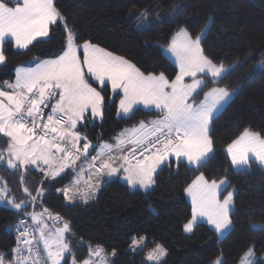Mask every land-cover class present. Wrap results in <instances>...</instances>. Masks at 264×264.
<instances>
[{
    "label": "trees",
    "instance_id": "16d2710c",
    "mask_svg": "<svg viewBox=\"0 0 264 264\" xmlns=\"http://www.w3.org/2000/svg\"><path fill=\"white\" fill-rule=\"evenodd\" d=\"M54 4L68 27L78 33L77 43L90 40L131 61L144 74L164 73L168 79L177 72L164 52L173 34L186 27L196 36L208 25L202 40L204 54L218 64L231 66L208 84L230 87L234 93L210 123V156L197 166L170 160L158 169L149 189L130 187L113 177L103 182L94 198L68 204L58 189L65 186L72 171L49 178L43 171L13 170L1 162L0 176L10 190L8 195L15 201H28L20 211L0 204V253L6 254L5 262L13 259L17 241L13 229L20 221L29 224L38 238L34 222L24 214L40 207L70 225L65 238L77 259L99 245L111 264H144L143 252L159 243L166 256L154 264H211L217 257L223 264H237L249 248L257 255L253 264H264V168L253 160L244 168L231 167L226 152L228 144L245 129L264 137V0H54ZM141 10H148L149 19L137 25ZM65 41L66 31L59 21L50 26L47 38L37 39L26 49H18L6 39L0 84L14 78L18 64L59 55ZM102 92V119L92 123L86 119L75 128L90 144L112 141L125 127L147 123V116L158 115L137 108L129 117H117L116 98L109 99L107 86ZM51 103L55 104L53 99ZM5 144L0 133V150ZM201 173L209 181L225 177L234 189L231 226L222 236L203 222L196 223L190 233L183 230L192 214L184 189ZM24 187L32 195L38 188L45 191L32 202ZM138 235L145 238L144 246L132 252L128 247ZM39 247L43 248L42 242ZM67 262L65 258L61 264Z\"/></svg>",
    "mask_w": 264,
    "mask_h": 264
},
{
    "label": "snow or ice",
    "instance_id": "6c2138e0",
    "mask_svg": "<svg viewBox=\"0 0 264 264\" xmlns=\"http://www.w3.org/2000/svg\"><path fill=\"white\" fill-rule=\"evenodd\" d=\"M175 7L173 5V11ZM149 15L148 10H141L136 16L137 25L147 23ZM58 21L63 22L66 31L62 55L38 62L34 68L18 67L15 82L7 84L10 90L0 88V133L9 140L7 149L0 150V162L6 160L7 167L13 170L28 165L39 167L42 162L47 166L46 170L42 169L45 176L55 178L88 152L89 142L84 143L82 151L78 146L79 141H87V137H82L75 128L79 121L87 119L89 111L93 117L102 116L104 97L88 82L86 74L101 85L110 82L114 92L122 91L120 112L130 113L134 105L143 104L161 113L154 120L140 121L137 126L125 129L116 137L115 144H101L98 155L92 157L89 164L97 176H111L123 171L128 185L147 189L155 182L154 173L170 156L174 155L178 162L186 159L190 165H200L208 157L213 151L209 136L213 115L234 91L214 87L204 93L201 102H189L198 89L206 86L203 78H197L198 74L217 80L231 67L222 62L218 64L204 54L202 40L208 25L195 37L186 27H180L173 34L167 51L175 57L179 71L175 79L169 80L164 73L145 75L131 61L90 40L77 43L78 33L68 27L54 0H0V65L6 60L3 48L6 39L11 38L17 48L26 49L38 38L48 37L50 26ZM185 77H191L192 82L184 83ZM56 96L59 99L52 104L51 100ZM46 107H51V111L45 119ZM116 151L120 152L119 156L113 155ZM227 152L233 165L249 166L250 154L264 165V138L245 129L227 146ZM55 153L60 156L56 157ZM105 156L107 158L96 167L95 162ZM23 179L21 176V182ZM79 183V179L74 181V184ZM226 183L224 179L208 181L201 173L188 185L186 191L192 199V219L184 225L186 232L193 231L198 216L206 217L218 233L231 226L229 213L233 192H228L223 201L218 198ZM0 184L3 185L0 186V200H3L10 190L6 182L0 180ZM87 187L89 191L83 194L85 200L94 195L99 183H89ZM43 191L38 188L36 195H32L27 187L23 188L32 202ZM58 191L69 197L71 188ZM9 203L17 210L27 206L26 201L17 203L14 198L9 199ZM45 213H48L47 209L28 214L36 224L38 238L35 231L29 230V225L20 221L19 227L23 230L18 228L17 246L12 250L14 256L7 264H60L64 254L70 251L65 238L70 225L64 222L62 227L49 230L43 221ZM54 218L61 219L58 215ZM143 240L144 237L133 238L132 245ZM41 242L42 249L39 247ZM103 253L104 249L99 245L90 248L89 258L81 264H95L92 257L100 258V264H107ZM165 254L166 249L157 244L146 258L159 261ZM5 255L0 253V264H6ZM252 256L253 250L249 249L241 264H253ZM213 264H223L222 258L217 257Z\"/></svg>",
    "mask_w": 264,
    "mask_h": 264
},
{
    "label": "rangeland",
    "instance_id": "374dc122",
    "mask_svg": "<svg viewBox=\"0 0 264 264\" xmlns=\"http://www.w3.org/2000/svg\"><path fill=\"white\" fill-rule=\"evenodd\" d=\"M193 37H195V36H193ZM45 38H47V37H43V38H40V39H45ZM14 42V41H13ZM34 42V41H33ZM15 44V43H14ZM168 46V45H167ZM108 51V50H107ZM164 52L168 55L167 57L168 58H170L173 62H174V64L176 65V68H177V72L179 71V68H178V65H177V63H176V60H175V57L170 53V52H168L167 51V47L166 48H164ZM81 55H82V52H81ZM115 55V54H114ZM117 55V54H116ZM117 56H119V55H117ZM38 61V60H37ZM37 61H32V62H35V64H37L38 62ZM44 61V60H43ZM37 62V63H36ZM36 65H32V67L34 68ZM177 72H176V74H177ZM176 74L173 76V78L172 79H169V80H173V79H175V76H176ZM145 75H147V74H145ZM154 75V74H153ZM197 78H203L204 80H205V84H206V86L205 87H202L201 89H198L197 90V92L196 93H194L193 94V97L192 98H190V103H199V102H201L203 99H204V93L205 92H207V91H209L211 88H214V87H225V86H223V85H216V84H208V82L212 79L210 76H201V74H198V77ZM86 79H88V82L90 83V84H92V86L93 87H95V88H97V90L98 91H100L101 92V95L103 96V97H105V95L103 94V90H104V88L107 86L108 87V90H109V99L110 100H112V99H114V98H116V105H117V109H116V116L118 117V116H123V117H129V115L135 110V109H137V108H142L143 110H146V111H150V112H152V111H155V112H158V115H157V117L159 116V115H161V113H159V111L157 110V109H155L154 107H146L145 105H143V104H137V105H134V107H133V110L130 112V113H127V114H125V113H122V112H120V110H119V101H120V99H121V96H122V91L121 90H117V91H113L112 90V87H111V83L110 82H107L106 81V83L104 84V85H101L98 81H95L94 79H91V78H89L88 76H87V74H86ZM213 80V79H212ZM192 82V78L191 77H185V80H184V83H186V84H190ZM226 88V87H225ZM227 89H229L230 91H232V90H234V89H232V88H227ZM233 93H234V91H232V95L229 97V98H227V100H226V102L225 103H223V105L214 113V115H213V117L217 114V113H219V110L221 109V108H223L229 101H230V98L233 96ZM59 99V97L57 96V97H55L54 98V102L56 103V100H58ZM102 110H103V107H102ZM119 113V114H118ZM87 115V119H89V121L92 123V122H95L96 120H101L102 119V116H96V117H93V116H91V114H90V111H89V113H87L86 114ZM157 117H150V116H147L146 118H148V121H151V120H154V118L156 119ZM86 120V119H85ZM85 120H82V121H79L78 123H77V126L79 125V124H84L85 123ZM145 122V121H144ZM139 123H137V125H138ZM76 126V127H77ZM125 129H130V126L129 127H125L123 130H125ZM124 132V131H123ZM8 140V139H7ZM6 140V141H7ZM80 142V141H79ZM8 143H9V140L6 142V144L4 145V147H2V149L1 150H6L7 149V146H8ZM68 145H70V144H68ZM79 146V145H78ZM5 155H6V158H7V154L5 153ZM1 163V162H0ZM73 166L74 167H76V165H74L73 164ZM23 169H29V168H31V165H28L27 167H24V166H21ZM34 168H37V166H33ZM42 168L44 169L45 168V165L42 163ZM242 168V167H241ZM66 170H69V171H72L73 169H65V171ZM61 173H63V172H61ZM60 173V174H61ZM87 173H89V176L90 177H93L94 178V174H92V173H90V172H87ZM97 178H99V176H97ZM221 179H224V180H226L227 181V183H226V185H225V187H224V190L218 195V198L221 200V201H223V199H224V197L225 196H227V194H228V192H233L234 193V189H232L231 187H229L228 186V180H227V178H225V177H222V178H220V179H218V180H216V181H220ZM74 181L75 180H73L72 178H70L67 182H65V186H63V188L62 189H64V188H66V187H68V188H71V192H70V194H69V197H65V195H64V197H65V203H68V204H72L73 202H75V201H77V200H83V201H88V199H90V198H94L95 196H96V192H98V190H99V188L101 187H99V188H96V190H95V193H94V195H92L90 198H88L87 200H85L84 198H83V194L85 193V192H88L89 191V189H88V187H87V185L89 184V183H92V181L91 180H88V181H86L85 183H83L82 185H76V184H74ZM209 181V180H208ZM212 181V180H211ZM192 183V181L189 183V185ZM93 184V183H92ZM95 184V183H94ZM188 187V186H187ZM187 187H186V189H187ZM44 190V189H43ZM45 191V190H44ZM43 191V192H44ZM64 194V193H63ZM187 202H189L190 204H191V207H192V199H191V196L189 195V193L187 192ZM21 201H26L27 203H28V201L27 200H21ZM7 202V204H8V206H13L14 207V205L13 204H11V203H9V200H7L6 201ZM17 203H19L20 201H16ZM45 208H43V209H41L40 207L39 208H35V210L33 209L32 210V213L33 212H35V213H41V212H43V210H44ZM191 213H192V210H191ZM51 214V216L53 217L52 219H50L49 218V214L48 213H45L44 214V216H43V221H44V223L48 226V229L49 230H55V228L56 227H62L63 226V223L64 222H61L60 220H56L55 218H54V215L52 214V213H50ZM190 219H192V214H191V216H190V218H189V220ZM29 220H31V218H29ZM188 220V221H189ZM33 221V220H32ZM188 221H186L183 225H185ZM34 222V221H33ZM205 223V224H207L211 229H213L214 228V226L213 225H211V224H209L208 223V221H207V218L206 217H200V216H198L197 217V220H196V222H195V225H196V223ZM34 225H35V227H36V224H35V222H34ZM183 230H184V226H183ZM37 232H38V230H37ZM184 232L185 233H190V232H186L185 230H184ZM65 236H66V233H65ZM221 236V235H220ZM140 237H143L142 235H138V236H135V238L137 239V240H139V238ZM144 243H145V238H144V240L143 241H141L138 245H132V243L129 245V247H128V249L129 250H131L132 252H136V251H138V250H140V248H142L143 246H144ZM159 244V243H158ZM157 245V244H156ZM156 245H154V246H152V247H149V248H147L144 252H143V254H142V260L144 261V264H147V263H158V262H160V261H162L164 258H165V256H166V254L163 256V257H161V259L159 260V261H148L147 260V254L150 252V251H152L153 249H155L156 248ZM161 245V244H160ZM95 248V247H94ZM93 248V249H94ZM249 249H252V248H249ZM249 249L247 250V251H245L241 256V258L239 259V261L237 262V264H241V261H242V258H244L245 257V254L249 251ZM70 250H71V246H70ZM253 250V249H252ZM89 255H90V251H89V253L85 256V257H83V258H80V259H77L76 258V256H75V253L72 251H68V252H66L65 254H64V256L62 257V260H61V262H60V264L65 260V258H68V264H73V262L75 261V264H81V262L84 260V259H87V258H89ZM111 255H113V254H111ZM103 256L105 257L106 256V253H105V251H104V253H103ZM106 258V257H105ZM261 258L263 259V261H264V253L263 254H261ZM92 259H93V261L95 262V264H100V258H98V257H92ZM257 259V255H255V253L253 252V256L251 257V260H252V262L254 263V261ZM215 260V259H214ZM106 261H107V264H111L110 262H109V260H108V258H106ZM211 264H213V262L211 263Z\"/></svg>",
    "mask_w": 264,
    "mask_h": 264
},
{
    "label": "crops",
    "instance_id": "0c3cea01",
    "mask_svg": "<svg viewBox=\"0 0 264 264\" xmlns=\"http://www.w3.org/2000/svg\"><path fill=\"white\" fill-rule=\"evenodd\" d=\"M9 40H11V38H8ZM38 39H40V38H38ZM12 41V40H11ZM13 42V41H12ZM14 43V42H13ZM15 45V44H14ZM16 47V46H15ZM17 48V47H16ZM18 49H21V48H18ZM60 55H62V52H60L59 53V55H55V56H48V58H37V59H32V60H29V61H26V63H21V64H18L16 67H15V69H14V78L13 79H11V80H5L2 84H0V88H3L5 91H9L10 89H8V87H7V84H10V83H14L15 82V79H16V69L18 68V67H25V68H27V67H32V65H36L35 64V62H32V61H37V62H41V61H43V60H51V59H56L58 56H60ZM36 62V63H37ZM57 97V96H56ZM53 100H54V98H53ZM134 126H137V124H133V125H130V129L131 128H133ZM75 131H76V129H75ZM124 130H121L115 137H114V140H112V141H108V142H100L97 146H95L94 147V149L92 150V152L91 153H89V154H87V155H84V154H82V155H80V157H79V159H77L76 161H75V164L74 165H76V167H74L73 166V164H71V165H69V167H67V168H65V169H73L72 170V176H71V178L73 179V180H77V179H79V181H80V183L79 184H76V185H82L83 183H85L86 181H88V180H91L92 181V183L94 184V183H99V187L100 186H102L103 185V182L104 181H106V180H110V178H113V177H117L120 181H123L124 183H127V181H126V179L124 178L125 176H126V173H124L123 171H120V172H118V173H116V174H113V175H111V176H107V175H99V178H97V174H96V172H95V169H90L89 168V164L92 162V157H94V156H97L98 155V152H99V146L101 145V144H104V143H109V144H115V141H116V137H118L119 136V134L120 133H122ZM244 132V131H243ZM242 132V133H243ZM253 133H256V132H253ZM1 135L7 140L8 138H6L2 133H1ZM239 137V136H238ZM237 137V138H238ZM237 138H235V139H237ZM261 138H264V137H261ZM234 139V140H235ZM8 141V140H7ZM6 141V142H7ZM233 141V140H232ZM231 141V142H232ZM87 142V141H86ZM84 143H85V141H83V140H80V142H79V148L81 149V151L83 150V145H84ZM230 144V143H229ZM228 144V145H229ZM91 145V144H90ZM68 147H71V145H67ZM126 148H127V146H125ZM226 152H227V147H226ZM113 155H115V156H119L120 155V152L119 151H116V152H114L113 153ZM227 155L229 156V159H230V164H231V167H234V168H244V167H246V166H237V165H233L232 164V161H231V157H230V155L228 154V152H227ZM6 156V155H5ZM55 156L56 157H59L60 156V153H55ZM210 156V154L208 155V157ZM207 157V158H208ZM107 157L105 156L104 158H102L101 160H97L96 162H95V164L98 166V165H100L102 162H103V159H106ZM206 158V159H207ZM170 160H173V161H177V159L175 158V156L173 155V156H170L169 157V159L167 160V161H165L159 168H161L163 165H165V163H167V162H169ZM250 160H253V161H255L256 163H258L260 166H262L263 168H264V165H261L260 163H259V161H257L256 159H255V157L254 156H251V154H250ZM183 161H185L187 164H188V162H187V160L185 159V160H183ZM2 163H4L5 165H6V160L5 161H3ZM190 165V164H189ZM7 166V165H6ZM34 165H31V168H33V169H36V170H40V171H42V162L40 163V165H39V167L37 166V168H34L33 167ZM36 166V165H35ZM191 166H197V165H191ZM31 168H29V169H31ZM158 168V169H159ZM45 170L47 169V166L45 165V168H44ZM65 169L62 171V172H65ZM158 169H157V171L154 173V176H153V178L155 177V174L158 172ZM87 172H90V173H92V174H94V178L93 177H91V179H90V176H89V173H87ZM43 174L45 175V172L43 171ZM200 175V174H199ZM46 177V176H45ZM197 177V176H196ZM195 177V178H196ZM195 178L193 179V180H195ZM0 180H2V181H4L3 179H2V177L0 176ZM128 184V183H127ZM154 185V183L152 184V185H150L147 189H149V188H151L152 186ZM0 186H3L2 184H0ZM130 186V185H129ZM99 187H97V188H99ZM130 187H132V186H130ZM137 188H140V189H142V190H144L145 188H141L139 185H137L136 186ZM184 191H185V198L187 199V191H186V188L184 189ZM9 193V192H8ZM97 193V192H96ZM234 194V193H233ZM9 199H11V196H9V195H7L6 197H5V199H3V200H0V204L1 205H5V206H8V204H7V200H9ZM232 206H233V200H232ZM9 208H12L13 210H15V211H20V209L19 210H17L15 207H13V206H8ZM231 209H232V207H231ZM191 210H192V207H191ZM30 213H32V211H29V212H26L24 215L25 216H27V217H29V218H31L30 217V215H28V214H30ZM230 214V213H229ZM214 229V231L217 233V235H224V232L223 233H218L216 230H215V228H213ZM212 229V230H213ZM228 230V229H227ZM62 260V259H61ZM61 262V261H60Z\"/></svg>",
    "mask_w": 264,
    "mask_h": 264
},
{
    "label": "built area",
    "instance_id": "2783aa9c",
    "mask_svg": "<svg viewBox=\"0 0 264 264\" xmlns=\"http://www.w3.org/2000/svg\"><path fill=\"white\" fill-rule=\"evenodd\" d=\"M51 111V107H46V108H44V112H45V119H46V115H47V113L48 112H50ZM134 162V161H133ZM100 165H96V167H99ZM25 224H27L26 222H25ZM27 225H29V224H27ZM18 228H19V231H22L23 229L22 228H20L19 227V224H17L15 227H14V229H13V231H14V233L16 234V240H17V237L19 236V231H18ZM29 230L30 231H34L33 230V228L29 225ZM16 246H17V241H16ZM16 246H15V248H16ZM6 264H7V262H6ZM41 264H43V262H41Z\"/></svg>",
    "mask_w": 264,
    "mask_h": 264
},
{
    "label": "water",
    "instance_id": "95a60500",
    "mask_svg": "<svg viewBox=\"0 0 264 264\" xmlns=\"http://www.w3.org/2000/svg\"><path fill=\"white\" fill-rule=\"evenodd\" d=\"M94 147H95V145L94 144H91L90 147H89L88 152L86 154H84V155H87V154L91 153L92 150L94 149Z\"/></svg>",
    "mask_w": 264,
    "mask_h": 264
}]
</instances>
